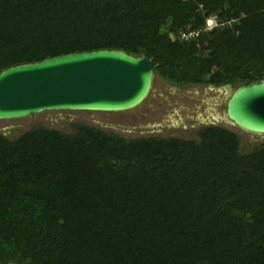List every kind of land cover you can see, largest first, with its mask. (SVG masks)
Returning a JSON list of instances; mask_svg holds the SVG:
<instances>
[{"label": "trees", "instance_id": "trees-1", "mask_svg": "<svg viewBox=\"0 0 264 264\" xmlns=\"http://www.w3.org/2000/svg\"><path fill=\"white\" fill-rule=\"evenodd\" d=\"M96 50L179 87L261 82L264 0H0V72ZM70 128L0 133V264H264V142Z\"/></svg>", "mask_w": 264, "mask_h": 264}, {"label": "water", "instance_id": "water-1", "mask_svg": "<svg viewBox=\"0 0 264 264\" xmlns=\"http://www.w3.org/2000/svg\"><path fill=\"white\" fill-rule=\"evenodd\" d=\"M153 71L151 60L118 50L68 53L10 66L0 72V120L51 111H129L148 96ZM223 103L225 124L264 135V80L235 87Z\"/></svg>", "mask_w": 264, "mask_h": 264}, {"label": "rangeland", "instance_id": "rangeland-1", "mask_svg": "<svg viewBox=\"0 0 264 264\" xmlns=\"http://www.w3.org/2000/svg\"><path fill=\"white\" fill-rule=\"evenodd\" d=\"M212 25H216L215 20ZM233 89L208 85L179 87L153 75L148 96L129 111L44 112L23 119L0 120V133L13 139L32 127L41 126L69 134L72 133L71 124L84 123L124 138L158 136L189 140L195 139V131L202 126L201 122H209L234 131L241 139V151L247 153L254 145L264 142V135L244 132L221 120L225 111L223 102L228 91ZM214 118H218L216 122ZM20 264H30V261L21 259Z\"/></svg>", "mask_w": 264, "mask_h": 264}, {"label": "built area", "instance_id": "built-area-1", "mask_svg": "<svg viewBox=\"0 0 264 264\" xmlns=\"http://www.w3.org/2000/svg\"><path fill=\"white\" fill-rule=\"evenodd\" d=\"M214 20V18H212V19H207L206 20V28H205V30L206 31H208V30H210L212 27L211 26H213L212 25V21ZM197 34L196 33H193V32H188V33H183L182 35H181V38H183V39H190V38H192V37H194V36H196Z\"/></svg>", "mask_w": 264, "mask_h": 264}, {"label": "clouds", "instance_id": "clouds-1", "mask_svg": "<svg viewBox=\"0 0 264 264\" xmlns=\"http://www.w3.org/2000/svg\"><path fill=\"white\" fill-rule=\"evenodd\" d=\"M209 19H212V18H209ZM206 20H207V19H206ZM206 20H205V28H206ZM213 26L215 27L216 25H213ZM213 26H212V28H213ZM212 28H211V29H212ZM211 29H210V30H211Z\"/></svg>", "mask_w": 264, "mask_h": 264}, {"label": "flooded vegetation", "instance_id": "flooded-vegetation-1", "mask_svg": "<svg viewBox=\"0 0 264 264\" xmlns=\"http://www.w3.org/2000/svg\"><path fill=\"white\" fill-rule=\"evenodd\" d=\"M202 123V122H201ZM202 126H206L205 124H202ZM110 128H112V127H110ZM112 129H114V128H112Z\"/></svg>", "mask_w": 264, "mask_h": 264}]
</instances>
